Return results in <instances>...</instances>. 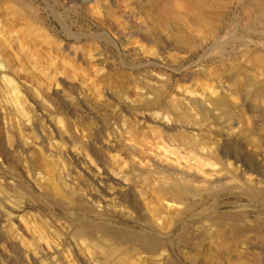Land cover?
<instances>
[{
	"label": "rangeland",
	"instance_id": "374dc122",
	"mask_svg": "<svg viewBox=\"0 0 264 264\" xmlns=\"http://www.w3.org/2000/svg\"><path fill=\"white\" fill-rule=\"evenodd\" d=\"M0 46V264H186L221 214L264 232V0H0Z\"/></svg>",
	"mask_w": 264,
	"mask_h": 264
},
{
	"label": "bare ground",
	"instance_id": "6f19581e",
	"mask_svg": "<svg viewBox=\"0 0 264 264\" xmlns=\"http://www.w3.org/2000/svg\"><path fill=\"white\" fill-rule=\"evenodd\" d=\"M18 1V0H17ZM163 4V3H162ZM159 5H161L160 3H159ZM164 5V4H163ZM166 7V6H165ZM155 8V7H154ZM161 9V8H160ZM161 10H163V9H161ZM160 10H158V12H159ZM173 11V10H172ZM161 12V11H160ZM167 12V11H166ZM171 13V12H170ZM254 15V14H253ZM259 15V14H258ZM166 16V15H165ZM257 16V15H256ZM165 18H167V17H165ZM256 18V17H255ZM168 19V18H167ZM166 19V20H167ZM5 34V33H4ZM159 40V39H158ZM6 41V40H5ZM8 44V43H7ZM1 47V46H0ZM5 54H6V51H5ZM21 55V54H20ZM26 62V61H25ZM27 64V63H26ZM31 64V63H30ZM12 84V83H11ZM12 86V85H11ZM8 87V86H7ZM9 89V88H8ZM14 90V89H13ZM17 90V89H16ZM18 91V90H17ZM11 92V91H10ZM17 95V94H16ZM18 98V97H17ZM11 100H12V102H13V104H18V100H16V99H14L13 97H11ZM20 101V100H19ZM18 106V105H17ZM256 111V110H255ZM254 111V112H255ZM263 112V111H262ZM261 112V113H262ZM260 113V112H259ZM260 115V114H259ZM258 117V116H257ZM260 119H261V117H260ZM133 133H134V131H132ZM133 135V134H132ZM139 137V136H138ZM153 137V136H152ZM135 139H137L136 137H134ZM133 138V139H134ZM142 139H143V137H141ZM147 138V137H146ZM141 139V140H142ZM145 139V138H144ZM138 140V139H137ZM140 140V139H139ZM154 142V141H153ZM144 143H146V142H144ZM154 144V143H153ZM233 148V147H232ZM227 150V149H226ZM238 153V152H237ZM241 155V154H240ZM231 156H232V154H231ZM241 157V156H240ZM252 157V156H251ZM243 159H242V161L243 160H245L244 162H248L249 161V157L248 158H245V157H242ZM227 159V158H226ZM249 163V167H250V163L251 162H248ZM256 163V162H255ZM247 166H248V164H247ZM255 166V165H254ZM251 167H253V165L251 166ZM256 167V166H255ZM239 168V167H238ZM254 171V170H253ZM174 172V171H173ZM173 174V173H172ZM175 174V173H174ZM165 176V175H164ZM172 176H174V175H172ZM155 182V181H154ZM158 183V182H157ZM156 183V184H157ZM226 183V182H225ZM224 183V184H225ZM228 184V183H227ZM140 186V185H139ZM217 186V185H216ZM232 186H234V185H232ZM137 188V187H136ZM146 188H148V187H146ZM150 188V187H149ZM152 188V187H151ZM155 188V187H154ZM159 188H160V186H159ZM159 188H158V190H159ZM170 188V187H169ZM168 188V189H169ZM172 188V187H171ZM170 188V189H171ZM183 188V187H182ZM181 188V189H182ZM217 188V187H216ZM215 188V189H216ZM144 189V188H143ZM161 190L160 191H158L157 192V194H159V196L160 197H163V198H166L165 196H167V195H169V194H166L165 193V189H162V188H160ZM218 189H220V188H218ZM222 189V188H221ZM236 189V188H235ZM145 190V189H144ZM142 191V195L141 196H143V195H145L147 192H146V190L145 191ZM153 190V189H152ZM176 190V189H175ZM175 190H173L174 192L173 193H176L175 192ZM183 190V189H182ZM181 190V191H182ZM185 190V189H184ZM237 190V189H236ZM249 190V189H248ZM252 190V189H251ZM250 190V191H251ZM148 191V190H147ZM151 191V190H150ZM154 191H155V189H154ZM171 191V190H170ZM180 191V190H179ZM179 191H177V194H178V192ZM235 191V190H234ZM238 191H240V190H238ZM245 191V190H244ZM255 191V190H254ZM126 192V191H125ZM139 192V191H138ZM222 192V191H221ZM248 192V191H247ZM260 192V191H259ZM129 193V192H128ZM182 193V192H181ZM186 193V192H185ZM218 193V192H217ZM258 193V192H257ZM256 192H253L252 193V191H251V194L252 195H254L255 197H254V199H256L257 197H258V194H257ZM261 193V192H260ZM147 194H149V193H147ZM151 194H152V192H151ZM153 194H154V192H153ZM172 194V193H171ZM177 194H176V196H177ZM212 194V193H211ZM249 193H247V195H248ZM181 194L179 193V199L180 198H184V196H183V194H182V197L180 196ZM251 195V196H252ZM125 196V195H124ZM146 196V195H145ZM145 196H143V197H145ZM207 196V195H206ZM250 196V195H249ZM260 196V195H259ZM143 197H141V198H143ZM156 197V196H155ZM159 197V198H160ZM134 198L135 197H133L132 195H127V197H125V199L127 200V201H129V202H133L134 201ZM139 198H140V196H139ZM156 198H158V197H156ZM158 198V199H159ZM162 198V199H163ZM167 198H169V196L167 197ZM174 198V197H173ZM182 198V199H183ZM186 198V197H185ZM184 198V199H185ZM215 198V197H214ZM252 198V197H251ZM260 198V197H259ZM171 199V198H170ZM169 199V200H170ZM173 200V199H172ZM187 200V199H186ZM202 200H203V198H202ZM150 201V200H149ZM174 201V200H173ZM176 201V200H175ZM260 201V200H259ZM148 202V201H147ZM154 202V201H153ZM153 202H148V203H153ZM157 202H159L158 200H157ZM178 202H179V200H178ZM257 202V201H256ZM161 203V202H160ZM176 203H177V201H176ZM184 203V202H183ZM182 203V204H183ZM261 203V202H260ZM138 204V203H137ZM142 204V203H141ZM154 205H155V203H153ZM135 205V204H134ZM149 205V204H148ZM189 205V204H188ZM187 205V206H188ZM192 205V204H191ZM194 205V204H193ZM200 205V204H199ZM156 206V205H155ZM162 206V205H161ZM184 206H185V204H184ZM140 207V206H139ZM138 207V208H139ZM150 207V206H149ZM152 207V206H151ZM186 207V206H185ZM184 207V208H185ZM137 208V207H136ZM155 208V207H154ZM153 208V209H154ZM157 208H158V206H157ZM157 208H156V210H157ZM168 208V207H167ZM188 210H189V208L188 207H186ZM90 209V208H89ZM159 209V208H158ZM182 209V208H181ZM187 209H185V210H187ZM255 209H257V208H255ZM254 209V210H255ZM91 210V209H90ZM148 211V210H147ZM151 211V210H150ZM177 211V210H176ZM181 210H179V212H180ZM194 211H195V209H194ZM210 211V210H209ZM216 211V210H215ZM166 212V211H165ZM169 212V211H168ZM167 212V213H168ZM178 212V213H179ZM184 211H181V213H183ZM224 212V211H223ZM262 212V211H261ZM160 213V212H159ZM170 213V212H169ZM175 213H177V212H175L174 211V214ZM181 213H179V214H175L176 215V217H178V215H180ZM184 213H186V212H184ZM194 214H195V212H193ZM192 213V214H193ZM203 213V212H202ZM209 213V212H208ZM264 213V212H263ZM150 214V213H149ZM152 214V213H151ZM161 214V213H160ZM174 214H172V215H174ZM187 214V213H186ZM189 214V213H188ZM198 214V213H197ZM196 214V215H197ZM213 214V213H212ZM228 214V213H227ZM153 215V214H152ZM152 215H150L151 216V218H153V220H154V218H156V217H152ZM156 215V214H155ZM168 215V214H167ZM204 215V214H203ZM230 215V214H229ZM224 216V215H222L221 214V224L220 225H218L219 227H218V229L215 231V233L213 234V236H211L212 237V240H211V242L212 243H209V244H211V245H209V247L207 246V248H200V249H196V251H192V252H187L188 253V255L186 256V259H185V262H186V264H264V232H263V230L261 231V230H259V231H254V234L251 236L250 235V233H249V228H248V231L245 229V228H243V227H241L240 226V223H239V219H240V215L239 216H233V214H232V216ZM234 215H235V213H234ZM182 216V215H181ZM208 216V215H207ZM216 216V215H215ZM217 216H218V214H217ZM216 216V217H217ZM220 216V215H219ZM218 216V217H219ZM159 217V216H158ZM157 217V218H158ZM183 217V216H182ZM262 217V216H261ZM244 218V217H243ZM256 218H258V217H256ZM150 219V218H149ZM168 219V218H167ZM213 219H215V218H213ZM263 219V218H262ZM261 219V220H262ZM151 220V219H150ZM176 220H179L178 218H176ZM187 220V219H186ZM218 220V219H217ZM220 220V219H219ZM256 220V219H255ZM261 220H259V221H261ZM155 221H158V220H156L155 219ZM153 222V223H156V222ZM162 221V220H161ZM172 221V220H171ZM258 221V220H257ZM167 222H169V221H167ZM242 223L244 222V220L243 221H241ZM264 222V221H263ZM78 223V222H77ZM84 223V222H83ZM146 223V222H145ZM144 223V224H145ZM151 223V222H150ZM158 223V222H157ZM166 223V222H165ZM176 223V222H175ZM178 223V222H177ZM89 224H93V223H89ZM95 224V223H94ZM106 224V223H105ZM244 224H245V222H244ZM164 225V224H163ZM166 225H168V223L166 224ZM171 225H172V223L171 224H169V227H171ZM191 225V224H190ZM254 225H257L256 223L254 224ZM78 226H80V224L78 223ZM115 226V225H114ZM149 226H152V224L151 225H149ZM247 226V225H246ZM261 226V225H260ZM264 226V225H263ZM86 227V225H85V223H84V225L81 223V227H78L79 229L80 228H84V229H86L85 228ZM91 226H89V228H90ZM93 227V226H92ZM91 227V228H92ZM96 227H98L99 229H101V231L103 230V231H105L106 233H108V234H111V235H113L116 239H119L120 237H123V238H125V239H127V240H134L135 242L137 241V243L139 242L140 243V245L141 246H143L144 244H145V246L144 247H146V249L148 248V250H150L149 248H151V250L152 249H154V248H156V246L158 245V240H155V239H149L148 237H145V236H143V235H141V234H135V233H133L132 232V230H131V232L130 231H128V230H122L121 228L120 229H115V228H112V227H110V225H102V223L101 224H99V225H97ZM184 227V226H183ZM118 228V227H117ZM160 228V227H159ZM257 228V227H256ZM79 229H78V231H79ZM124 229V228H123ZM156 229V228H155ZM164 227H163V229L161 230V231H164ZM168 229V228H167ZM167 229H165V230H167ZM182 229V228H181ZM186 229V228H185ZM91 230V229H90ZM89 230V231H90ZM94 230V229H93ZM98 230V229H97ZM157 230H159L158 228H157ZM252 230V229H251ZM77 231V230H76ZM81 231V230H80ZM86 231H88V230H86ZM85 231V232H86ZM88 231V232H89ZM99 231V230H98ZM139 231V230H138ZM184 231V230H183ZM84 232V233H85ZM88 232H86V233H88ZM95 232V231H94ZM188 232V231H187ZM91 233H92V235H93V231H91ZM90 233V234H91ZM97 233V232H96ZM139 233V232H138ZM168 233V232H167ZM166 233V234H167ZM179 233H180V231H179ZM170 234V233H169ZM185 234V233H184ZM188 234H189V232H188ZM191 234V233H190ZM193 234H194V232H193ZM192 234V236H195L197 233H195V235H193ZM77 235V234H76ZM89 235V234H88ZM97 235H99L98 233H97ZM146 235V234H145ZM168 235V234H167ZM147 236V235H146ZM161 236V235H160ZM202 236V235H201ZM201 236H199V237H201ZM204 236V235H203ZM94 237H97V236H94ZM150 237V236H149ZM177 237V236H176ZM178 237H179V235H178ZM199 237L197 236L196 238H194V240L195 239H199ZM108 238V237H107ZM106 238V239H107ZM152 238V237H151ZM188 238V237H187ZM105 239V238H104ZM179 239V238H178ZM184 239V238H183ZM197 239V240H198ZM111 240V239H110ZM203 240V239H202ZM208 240V239H207ZM206 240V241H207ZM178 241V240H177ZM183 241H186V243H188V247L189 248H191L190 246H189V244L192 242V239L190 240V242H187V240H183ZM189 241V240H188ZM196 241V240H195ZM121 242V241H120ZM132 242V241H131ZM199 242V241H198ZM159 243H161V242H159ZM180 243V242H179ZM204 243V242H203ZM114 244V243H113ZM162 244V243H161ZM175 244V243H174ZM182 244V243H181ZM178 245H180V244H178ZM199 245V244H198ZM187 246H186V248H187ZM194 246V245H193ZM202 246V245H201ZM159 247V246H158ZM197 247V246H196ZM134 248V247H133ZM176 248V247H175ZM184 248V247H183ZM255 248L256 249H259V253H257L258 251H256L255 250ZM137 249V248H136ZM180 249H181V247H180ZM177 250H178V248H177ZM186 250H189L188 248L186 249ZM186 250H185V248H184V251L186 252ZM182 251V250H181ZM180 252V251H179ZM183 252V251H182ZM181 253V252H180ZM184 253V252H183ZM179 259V258H178ZM181 261V260H180ZM174 263V262H173Z\"/></svg>",
	"mask_w": 264,
	"mask_h": 264
}]
</instances>
